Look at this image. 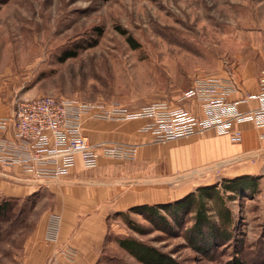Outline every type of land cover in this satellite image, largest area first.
Here are the masks:
<instances>
[{
    "label": "rangeland",
    "instance_id": "rangeland-1",
    "mask_svg": "<svg viewBox=\"0 0 264 264\" xmlns=\"http://www.w3.org/2000/svg\"><path fill=\"white\" fill-rule=\"evenodd\" d=\"M263 72L264 0H0L1 111L12 113L18 102L39 96L117 101L131 111L155 101L179 107L198 77H233L246 89ZM180 144L177 139L158 142L152 148L157 152L153 161L110 159L84 172L82 179L108 189L102 195L109 200L115 196L113 186L120 191L145 186L149 180L156 190L171 187L172 194L184 195L199 186L221 184L234 167L252 168L251 177L259 186L226 203L234 215V239L217 249L215 260H208L177 233L151 228L142 215L128 214L145 229L146 234L139 235L111 211L98 264H141L119 247L122 237L160 247L181 264H224L233 257L264 264L263 157L171 169L175 154L189 143ZM17 174L1 170L0 178L10 187L31 183ZM50 182L25 195L0 191V201L11 199L7 217L0 222V264H20L40 217L54 212Z\"/></svg>",
    "mask_w": 264,
    "mask_h": 264
},
{
    "label": "built area",
    "instance_id": "built-area-1",
    "mask_svg": "<svg viewBox=\"0 0 264 264\" xmlns=\"http://www.w3.org/2000/svg\"><path fill=\"white\" fill-rule=\"evenodd\" d=\"M259 91L246 93L230 101L229 96L241 91L233 77H202L194 79L182 99L196 103L201 115L184 106H171L155 101L136 110L122 103H84L53 96L24 99L9 116L0 117V168H17L34 182L46 183L68 175L76 157L84 170H94L102 158L134 159L136 147L125 143H92L84 134L86 120L147 119L142 131L150 132L154 142L189 138L213 131L237 144L241 131L235 126L251 122L264 126V72ZM255 101L257 106L245 112L238 104ZM60 229V216L48 217L46 237L55 242ZM74 250L63 246L52 254L46 264H63L73 260Z\"/></svg>",
    "mask_w": 264,
    "mask_h": 264
},
{
    "label": "crops",
    "instance_id": "crops-1",
    "mask_svg": "<svg viewBox=\"0 0 264 264\" xmlns=\"http://www.w3.org/2000/svg\"><path fill=\"white\" fill-rule=\"evenodd\" d=\"M260 78L252 86H247L246 89L231 94L229 100L235 101L241 99L246 93L259 91ZM251 84L249 83V85ZM181 105L192 109L199 116L201 115L194 101L181 99ZM256 106L255 101L240 103L238 104V110L245 112ZM12 113L11 111L0 110V117L9 116ZM147 123V119L124 121L86 120L84 132L86 136L90 137L88 138L92 140V143L105 142L134 145L136 147L134 159L137 163H140L141 159L153 161L157 156V152L153 151L152 148L158 142L153 141L150 132L142 131ZM235 127L242 134V141L237 144L231 143L225 136H217L211 130L206 132L204 136H193L189 141L181 140L183 138L177 139L181 142L180 145L189 144L182 146L180 148L181 152L175 154L176 163L172 162V165H169L170 168L179 170L183 167L190 168L191 165V167H201L225 159H246L254 157V155H261L262 160H264V126L257 128L251 122H243ZM107 161H110V159H100L96 169L102 167ZM232 169L233 171L229 172L231 177L226 178L232 179L243 175L251 176L253 173L252 168L234 167ZM1 170H6V168H0ZM7 170H13L15 174L19 173L17 168ZM94 170H83L80 159L76 157L75 165L67 176L52 180L51 184L48 183L47 188L55 193L53 213L60 216L58 239L55 242L47 239L46 229L48 217L51 213L43 214L37 222L33 234L24 245L20 264H46L47 259L63 246L71 247L74 250L73 260L63 264H98L102 256L101 250L106 241V233L109 229L107 218L111 211L113 213L124 211L142 204L168 203L173 199L172 197H176L173 199L176 200L187 194L179 195L180 192L172 194L171 187L156 190L153 183L150 184L151 182L147 180L146 183L142 184L145 186L131 187L120 191L116 186H113L110 192L115 196L109 200L104 199L102 192H108V189L104 190L100 185L87 184L84 182L86 180L82 179L86 175L84 172ZM259 183L260 181L257 183V187ZM6 184L7 182L0 178V191L25 195L32 192L36 193L42 183L31 181L30 184L16 185L13 186L14 188ZM157 191L159 195H157Z\"/></svg>",
    "mask_w": 264,
    "mask_h": 264
},
{
    "label": "trees",
    "instance_id": "trees-1",
    "mask_svg": "<svg viewBox=\"0 0 264 264\" xmlns=\"http://www.w3.org/2000/svg\"><path fill=\"white\" fill-rule=\"evenodd\" d=\"M126 39L129 44H133L130 36ZM256 186L257 182L249 175L223 179L221 184L199 186L172 202L142 204L127 211L115 212V215L122 216L129 229L144 235L145 229L134 224L128 215L130 212L138 213L154 230L165 234L177 233L176 235H180L186 246L194 252L208 260H215L217 249L234 239L232 228L235 220L230 207L226 204L227 201L238 195L253 192ZM10 203L11 199L0 201V222L6 219ZM175 228L178 230L174 231ZM118 245L141 264H181L163 252L160 247L142 240L122 237L118 239ZM224 264L247 263L233 257Z\"/></svg>",
    "mask_w": 264,
    "mask_h": 264
}]
</instances>
